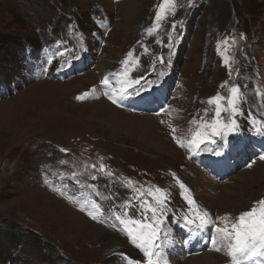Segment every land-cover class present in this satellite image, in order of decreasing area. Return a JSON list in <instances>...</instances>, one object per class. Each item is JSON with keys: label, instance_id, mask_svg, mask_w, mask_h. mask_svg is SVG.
<instances>
[{"label": "rangeland", "instance_id": "1", "mask_svg": "<svg viewBox=\"0 0 264 264\" xmlns=\"http://www.w3.org/2000/svg\"><path fill=\"white\" fill-rule=\"evenodd\" d=\"M162 3L0 0V264H147L115 216L148 222L151 213L139 209L155 204L148 190L157 187L170 197L164 220L172 230L157 242L160 264L203 254L214 255L212 264H231L210 242L216 225L196 234L199 249L186 251L182 216L191 196L214 219L227 215L230 227L264 199V140L251 128L252 119L264 120V0H176L175 15L166 7V20L150 34ZM125 68L126 78L118 75ZM105 76L109 86L101 83ZM141 77L151 85L144 94L159 88L154 103L143 109L136 95L111 102L108 94L124 79ZM236 85L244 135L232 137L245 143L209 168L173 136L187 141L211 123L215 105L208 99L219 93L226 107ZM228 115L222 111L221 119ZM93 204L95 220L81 211Z\"/></svg>", "mask_w": 264, "mask_h": 264}, {"label": "snow or ice", "instance_id": "2", "mask_svg": "<svg viewBox=\"0 0 264 264\" xmlns=\"http://www.w3.org/2000/svg\"><path fill=\"white\" fill-rule=\"evenodd\" d=\"M191 3L192 0H189V4ZM182 6L183 5H181V7ZM166 7H171L173 9V15H175L176 0H163V3L156 13L153 27L147 30L150 34L153 31L159 30L161 27L160 22L166 20L164 15ZM171 27L175 29L177 25L172 24ZM243 38L244 36L241 35V39ZM169 39H171V37H169ZM224 43H227V40H225ZM171 47L172 45L169 44V50ZM80 48L81 50L84 49L83 43L80 44ZM219 51L220 45L218 43L217 52ZM71 54L75 59H79L78 53L73 52ZM61 55H63V53H61ZM127 55L128 57H132L133 53L129 52ZM221 55H223V53H221ZM47 62L52 64V60ZM223 62L225 65H228L229 57L224 55ZM122 63L127 66L129 60L125 59ZM158 63L167 67V63L162 56L158 57ZM118 75L126 78L128 76L127 68ZM164 75L165 73L163 71L158 73V77H163ZM141 79H143V77L132 80L124 79L118 90L113 89V91L108 94L111 102L113 104H118L123 99L132 95L140 96L141 99H147L144 95V90L146 87H151V85H149L147 80L144 81V84H141ZM101 83L105 86H109V76H105ZM230 91L231 95L227 98L226 107L221 103L226 98L219 93L208 99L207 104L215 105V118L211 123L206 122L198 128L192 134L191 139L185 141L175 135L173 136L178 146L187 148L192 155H198L200 152H210L222 160L226 155L225 149L230 151L244 145L245 142L243 139H241L239 143H233L228 139L230 135L240 137L244 135V128L237 119L238 116L244 115L243 109L239 107L242 86H233ZM82 98V96L77 97V99ZM222 111L229 113L227 122L221 119ZM248 115L249 117L252 116L251 110H249ZM251 128L253 135L264 140V120L252 119ZM173 131L175 130L173 129ZM217 137L219 140L216 139ZM201 145H203V147H201ZM61 151L67 150L61 149ZM260 159L264 160V155H260ZM219 162L220 161H216V163ZM92 167L96 168V165H92ZM99 171L101 173L105 172L104 164H100ZM107 175L112 176V173L108 172ZM172 175L176 179L179 188L187 192L188 189L186 185L180 181L178 177H175V173ZM128 183L131 185L133 182L129 180ZM137 191L141 196L144 195V192H140L139 189H137ZM148 195L153 197L155 204L145 201L139 209L142 214L151 213L150 216H147L148 222L123 219L120 215H116L115 219L124 226L126 235L130 239L131 244L139 249L144 257L147 258V264H160V261L164 259V251L162 245L157 242L161 240L162 234L164 237H169L172 234V230L167 227L164 220V217L167 216L169 212L167 201L170 197L159 187L155 189V192L149 189ZM185 200L188 205V210L182 216V220L183 227L189 230L190 235L194 236L208 226L216 225L215 235L210 238V242L215 251L219 252L221 248L225 249L227 255L231 258V264H247L248 261H257V264H260V258H264V199L257 202L259 207H252L250 211H245L240 214L239 217L231 223L230 227L227 215L214 219L207 210L201 211L199 205H197L195 199L191 196H186ZM92 209L93 210H87L82 207L81 211H87L88 215L95 220L97 219V215L94 214V211H98V206L93 204ZM125 215H127V211H125ZM217 221L223 226L217 225ZM137 264H142V262H137ZM164 264H168L166 259L164 260Z\"/></svg>", "mask_w": 264, "mask_h": 264}, {"label": "bare ground", "instance_id": "3", "mask_svg": "<svg viewBox=\"0 0 264 264\" xmlns=\"http://www.w3.org/2000/svg\"><path fill=\"white\" fill-rule=\"evenodd\" d=\"M167 152H171V149L168 151V149H166ZM172 153V152H171ZM238 178L242 179V176L239 175L237 176V180ZM245 179V178H244ZM226 189V188H225ZM228 191V190H227ZM226 201V200H224ZM94 228V227H93ZM95 229V228H94ZM100 229V228H99ZM99 229L96 227V231L99 232ZM102 230V229H100ZM102 232V231H101ZM204 253V252H203ZM214 255H211V254H203L201 256H195V257H192L189 261H187V264H212L213 262L212 261H215L214 260Z\"/></svg>", "mask_w": 264, "mask_h": 264}, {"label": "trees", "instance_id": "4", "mask_svg": "<svg viewBox=\"0 0 264 264\" xmlns=\"http://www.w3.org/2000/svg\"><path fill=\"white\" fill-rule=\"evenodd\" d=\"M15 238H16L15 240L18 241V238H17V237H15ZM25 238H26V237H24V236H23L22 238H19L20 241H18V245L23 244V242H25ZM15 240H14V241H15Z\"/></svg>", "mask_w": 264, "mask_h": 264}]
</instances>
